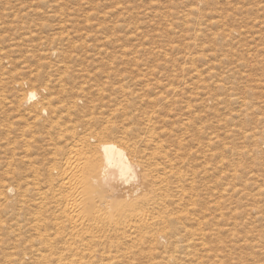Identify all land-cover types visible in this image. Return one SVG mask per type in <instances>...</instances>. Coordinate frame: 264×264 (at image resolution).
Masks as SVG:
<instances>
[{"label":"rangeland","instance_id":"rangeland-1","mask_svg":"<svg viewBox=\"0 0 264 264\" xmlns=\"http://www.w3.org/2000/svg\"><path fill=\"white\" fill-rule=\"evenodd\" d=\"M103 65L108 67L105 69ZM73 66L78 68L73 70ZM170 67H173L172 71ZM263 69L264 0H0V264H78L76 261L68 263L66 259H36L28 242L19 246L18 223L28 215L18 210L16 197L12 192L7 193L6 187L17 184L19 176L14 173L18 171L17 165L23 167L19 172H28V165L18 161L22 150L17 142L21 136L20 126L25 123L33 125L34 117L31 112L33 104L21 100L22 93L26 91V95L28 91H35L38 96L44 94L41 98L49 95L56 100L72 99L76 93L73 100L79 107L87 104L84 102L88 99L93 101L88 107L97 101L94 110L97 114L104 111L105 115L111 112L114 103L121 100L123 106L125 101L123 110L129 117L139 105L144 108L152 95L154 97L161 91L172 93V90V95L167 94L169 101L162 99L160 103L165 108V111L162 108L163 114L172 116L173 113L175 116L177 113L180 119L191 116L201 138L196 137L199 140L195 143L200 147L195 160L199 194L197 209L211 210L212 226L207 231L209 240L204 241V246L197 245L196 253H202L195 257L95 258L91 264H264ZM77 70L79 74L71 73ZM73 75L78 76L75 77L77 80ZM98 78L101 82L97 81ZM158 84H164L165 88L169 86L162 90ZM104 85L108 87L103 89ZM139 85L143 86L142 89ZM126 87L131 93H127ZM188 87L190 89L186 90ZM66 91L67 95L63 93ZM102 94H107L108 98ZM127 98L132 99V103ZM99 100L104 104L98 103ZM206 133L211 138L209 151L204 146ZM37 152L43 155L42 150ZM38 154L36 156L41 157ZM25 174L30 180L31 175ZM205 185L211 190H207L208 194ZM81 264H88L87 259Z\"/></svg>","mask_w":264,"mask_h":264},{"label":"bare ground","instance_id":"bare-ground-1","mask_svg":"<svg viewBox=\"0 0 264 264\" xmlns=\"http://www.w3.org/2000/svg\"><path fill=\"white\" fill-rule=\"evenodd\" d=\"M63 58L64 57H62V60ZM127 58H130V56H127ZM126 61H128V59H126ZM62 64L60 66H62ZM173 64L171 63V65ZM75 67L73 66V68H70L74 70ZM176 67L178 68L179 66ZM162 68L166 67L162 66ZM95 69L97 70V68ZM61 70L57 71L59 72ZM140 71L141 70H139V72ZM168 71L165 73H171ZM82 72H84V70ZM71 73H78V70ZM87 74L89 73L87 72ZM94 74L96 75V73ZM119 74L121 75L122 73L119 71ZM119 74L117 73L118 78ZM167 74L165 75L167 76ZM52 75L51 77H54ZM73 77L78 78V76L74 75ZM77 78L75 79L77 80ZM94 78L96 77L94 76ZM171 78L173 77L171 76ZM75 79H73V81ZM100 79L97 81L101 82ZM167 80L165 84H167ZM55 82L59 83L57 80ZM142 83L144 85L145 82ZM159 83L161 82L159 81ZM64 84L66 83L64 82ZM202 84L199 86L202 87ZM59 85L61 86V84ZM108 86L104 85L102 87L104 89V87ZM65 87L67 86L65 85ZM99 87L97 86V88ZM140 87L139 88L142 89L143 86L141 85ZM59 88L60 87H58V89ZM82 88L83 86L81 89ZM166 88L164 84L160 85V89L163 90ZM116 89L118 88L115 87V90ZM121 89H123L122 86ZM189 89L190 88L188 87L186 90ZM193 89L195 90L196 87ZM90 90H87V92ZM126 90L127 93H131L128 92L127 87ZM56 91L59 92V90ZM143 91L146 92L147 90ZM168 92L169 91H161L154 97L152 95V97L149 98L148 103L144 105V108L143 106L139 105V103L138 108H135L134 111L132 110L133 112H130L131 115L129 117L125 115L126 113L123 110V107L126 105L125 101H123V106L119 102L121 100H119L118 103L116 102V106V103H114V108L110 113L106 112L105 115V112L101 109L99 110L102 111L101 113L97 114L95 111V107H97V101L94 102L96 103L95 105L93 103L92 106L88 107L87 105H90L93 102L92 100L88 99L86 100L87 102H84L87 104L79 107V104H76L75 102L76 100H73V97H75L76 93H72L74 94L71 97L72 99L65 98L61 100L53 99L49 97V95H47V98H41V95L44 94L40 93L41 95L38 96V92L36 93L35 91H28V94L26 93V95L22 93L23 95L20 96L21 100L27 104L30 102L31 105L33 104L31 107V112H33L34 117V120H32L33 125L26 123L25 124L27 127H25V124L23 126L19 125L21 127L19 131L21 136H19V142H17L22 150V155L18 157V161L23 165H28V172L26 170L24 172L23 169V172H19L20 165H17L19 166L18 171L15 170L16 172H14L17 176H19L16 178L17 184H9L6 187V192H12V196L16 197V206H18V210L20 209L23 214L28 215V218L24 216L25 219L21 220V223H18L17 236L19 237L17 238L19 246H21L24 242H28L29 246L33 247V251L31 252H34L33 256L36 259H66L68 263L70 261H76L78 264H81L82 260L84 259H87V263L91 264V260L95 258H99L100 260H116L124 257L134 258V256H137V258L145 257L149 259H171L187 256L195 257V255L198 256L202 253H196L197 245L198 247L199 244L202 246L206 245V239L208 238L209 234L207 231L209 230L210 225L212 226V224L210 219L211 210L208 208L197 209V197L199 194L197 192V170L195 160L198 154V148L200 147H197L195 143L196 140L198 141L201 138L199 137L198 128L194 126L195 123L191 122V116L180 119V117L176 115L177 113H175V116H173V113H171L172 116H169L167 113L163 114V104L161 105L160 103H162V99L164 102L169 101L167 97ZM173 92L174 91L172 90V93ZM63 93L67 95L68 92L66 91ZM79 93L80 92H78V95ZM172 93L170 94L172 95ZM134 94L136 95V93ZM81 95L83 96V94ZM87 95L89 96L90 94ZM102 95L104 97V95L106 96L107 94ZM127 95L128 94H126V96ZM139 96L140 95H138V99H140ZM101 97L98 98L102 99ZM82 98L84 99V97ZM90 98L92 99L93 96ZM127 99L129 100V98ZM34 100L36 101L34 102ZM109 100L111 101V99ZM131 100L129 101L131 102ZM104 101L106 102V100ZM176 101L178 100L176 99ZM98 103L103 102L100 101ZM141 104L143 105L144 102ZM133 106L134 105H132V107ZM130 107L127 108L131 109L132 107ZM167 108H169V106ZM18 109H20V107ZM27 109H29V106ZM106 109H108V106ZM24 110L25 109H23V111ZM163 110L165 111V108H163ZM201 110L202 109H200V111ZM31 112L29 111V113ZM187 113H189V111H187ZM20 114H22V112ZM183 114L186 116L185 113ZM206 114L209 113L206 112ZM191 115L193 116V114ZM23 118L25 119V117ZM202 123L203 122L200 124ZM206 139L207 140L204 146L205 148L207 147V151H209L211 138L209 136ZM39 142H42V144ZM38 149L43 151V155H40V152V154H38ZM210 151L212 152V150ZM36 153L41 157L36 156ZM205 160L207 159L205 158ZM200 163L202 162L200 161ZM209 164H207V166ZM9 165H11V163H9ZM24 169L26 168L24 167ZM7 171L8 170H6V172ZM25 173L31 175L30 180H27L29 177H26ZM6 175L3 176L6 177ZM14 175L15 174H13V176ZM207 187L208 186H206L205 191L210 190ZM208 193L209 192L207 191V194ZM208 198L210 199V197ZM23 248L21 247V251L22 249L25 250L27 247L24 245ZM210 248L208 251H210ZM28 253H30V249ZM24 254L25 253H23V255ZM59 261L61 262V260Z\"/></svg>","mask_w":264,"mask_h":264}]
</instances>
